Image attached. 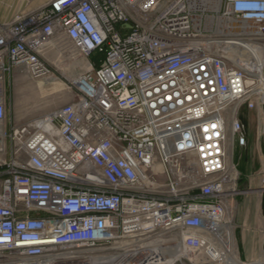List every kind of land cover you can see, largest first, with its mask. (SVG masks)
<instances>
[{
    "label": "built area",
    "instance_id": "1",
    "mask_svg": "<svg viewBox=\"0 0 264 264\" xmlns=\"http://www.w3.org/2000/svg\"><path fill=\"white\" fill-rule=\"evenodd\" d=\"M49 50L101 59L7 127L6 75L41 78ZM243 109L260 142L264 0H50L0 23V264H148L155 243L224 261Z\"/></svg>",
    "mask_w": 264,
    "mask_h": 264
},
{
    "label": "rangeland",
    "instance_id": "2",
    "mask_svg": "<svg viewBox=\"0 0 264 264\" xmlns=\"http://www.w3.org/2000/svg\"><path fill=\"white\" fill-rule=\"evenodd\" d=\"M46 65L47 72L44 76L39 79H30L27 76L20 74L18 70L13 73L7 74L5 77L6 83V96L7 102L10 105V111L7 114L6 122L9 124L22 125L26 122L36 121L41 119L61 106L69 103L73 99L72 92L74 91L73 82L77 78L82 76L88 69L89 63L98 66V62L101 59V55L93 53L89 58L84 57H66L57 54L53 51H48L43 56ZM17 89H21L19 92ZM18 103V104H17ZM243 115L240 117L241 122L245 126L248 137H253L256 139V127L257 119L256 112H248L245 109L242 110ZM263 139L259 142L262 144ZM264 145V144H263ZM235 161V159H234ZM264 165L260 168V174L257 177L261 180V186L264 190ZM240 174L237 183V188L240 190L244 186H240ZM247 191V192H246ZM248 190H240L237 202L251 201L249 205L254 207L257 203H260V199H264L257 196L255 198ZM252 197V198H249ZM247 198V200H246ZM255 198V199H253ZM237 202L234 205L233 219L236 212ZM264 222V220H262ZM234 231V237H235ZM233 237V238H234ZM263 236H261L262 238ZM235 239V238H234ZM83 257H91V249L80 248L77 250ZM231 256L236 254V250L232 239V252ZM228 258V257H227ZM226 258V259H227ZM232 258V257H230ZM195 259V260H194ZM193 259V264H202L204 261L201 257H196ZM227 261V260H226ZM264 262V255L261 256L260 260L254 261L250 264H255L257 262ZM239 262V261H238ZM213 263V264H224ZM240 263V262H239ZM175 264H191L187 261H179ZM241 264V263H240ZM264 264V263H263Z\"/></svg>",
    "mask_w": 264,
    "mask_h": 264
},
{
    "label": "crops",
    "instance_id": "3",
    "mask_svg": "<svg viewBox=\"0 0 264 264\" xmlns=\"http://www.w3.org/2000/svg\"><path fill=\"white\" fill-rule=\"evenodd\" d=\"M50 0H0V23L13 21L15 17L29 13L37 9ZM10 111L9 102H7V114ZM243 113L241 114V116ZM7 127L10 126L7 123ZM247 137V144L244 148L237 146L232 150V162L235 164L238 174H240V190H248L255 198L258 194L262 198L264 190L261 186V180L258 176L260 168L264 165V142L259 143L253 137ZM235 159V161H234ZM239 190V191H240ZM247 192V191H246ZM238 194L235 198L240 200ZM249 198H252L249 196ZM253 198V199H255ZM247 200V198H246ZM250 200L237 202L236 212L233 219V244L236 254L231 258L235 264H250L260 260L264 255V199H260L254 207ZM249 203V204H248ZM261 236H263L261 238ZM177 260V259H176ZM240 263H239V262ZM226 264V263H224ZM255 264H263L257 262Z\"/></svg>",
    "mask_w": 264,
    "mask_h": 264
},
{
    "label": "bare ground",
    "instance_id": "4",
    "mask_svg": "<svg viewBox=\"0 0 264 264\" xmlns=\"http://www.w3.org/2000/svg\"><path fill=\"white\" fill-rule=\"evenodd\" d=\"M231 52H232L231 55L235 56L236 52L235 51H231ZM243 63H245V61H243ZM78 81H79V78H77L75 82H78ZM17 90L19 92L21 91V89H17ZM178 246L179 245H174L173 247H171V249H168L167 247L163 248L161 246V244H157V243H155L154 245H152L150 247L147 246V249H146L147 252L150 255H152V257H153V258H151L152 260L148 261V264H174L181 256H183L182 252ZM230 257H233V255L228 256V258L222 262H226V264H235L231 260ZM192 261H193V259H192ZM222 262H220V263H222ZM262 263H264V262H262Z\"/></svg>",
    "mask_w": 264,
    "mask_h": 264
}]
</instances>
